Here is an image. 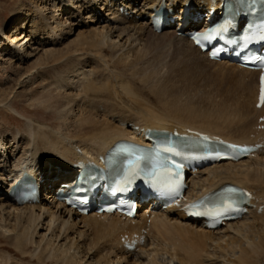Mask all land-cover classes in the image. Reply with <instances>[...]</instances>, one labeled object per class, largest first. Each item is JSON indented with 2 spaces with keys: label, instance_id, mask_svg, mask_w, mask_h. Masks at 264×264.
<instances>
[{
  "label": "bare ground",
  "instance_id": "bare-ground-1",
  "mask_svg": "<svg viewBox=\"0 0 264 264\" xmlns=\"http://www.w3.org/2000/svg\"><path fill=\"white\" fill-rule=\"evenodd\" d=\"M163 1L165 4L162 3ZM186 3H190L195 9L203 5H207L210 9L213 4L211 0H40L32 12H22L20 9L17 20L7 31L3 32L6 27H0V66L6 65L11 68L16 57L17 63L22 64L31 57L35 58V61L33 60L35 65L33 64L34 66L29 69L17 65L16 69L21 68L23 72L13 88L6 92L0 90V111H6L24 119L22 128L14 129L4 127L5 123L0 119V235L6 236L9 244L14 245L21 253H28L30 261H36L35 264H47V262L53 264H159L160 254H167L171 260L176 257V252L173 253L172 248L168 247L169 241V244L172 243L173 246L174 242L171 238L175 233H180L179 235L188 233L200 245L212 242L214 246L223 250L222 254L226 260L229 256H233L228 260V264L264 261V228L259 229L256 225L259 221L264 227V148L242 160L218 162L198 169L195 174L190 175L189 187L185 192L188 200L197 199L225 184L247 188L253 194L248 204L256 206L255 208H250L249 212L240 219L228 221L215 229H206L202 221L188 218L181 208L176 207L154 209L151 212L152 215L147 216L150 210L145 206L137 217L131 220H122L117 215L101 216L93 213L79 215L73 209L56 202L53 192L47 187L69 182L68 177L72 174L73 165L78 160L88 158L97 160L99 155H104L117 141L142 142V135L147 129L177 128L181 133L189 129L197 130L240 143H252L264 139V127L258 129V120L264 116V104L259 109L255 107L258 94V71L243 69L227 61L210 60L207 53L201 52L183 33L178 35L175 28V30L166 28L160 32L152 29L150 18L155 7L164 5L167 8L176 9L179 5V12L182 13ZM220 3V0H216L213 4L216 10L219 9ZM119 6L127 9L126 16L119 12ZM82 25H85V30H80ZM67 37L71 38L66 40ZM43 43L50 46L40 47ZM158 51L170 55L173 64L179 63L183 67L182 71H179L184 79L190 70L199 71L212 67L219 69L218 73L221 75L219 80L233 81L242 92L243 98L238 104V110L233 111L227 103L216 97L196 95L191 93L193 90H187V86L175 84V77L179 73L176 74L173 82H171L172 79L171 83L169 81L164 83V78L162 84L158 83L164 77L162 75H158V78H155V75L144 76L143 68L153 62L155 59L153 53ZM68 56L77 58L83 63L88 60L92 62V59L97 60L100 62L98 67L101 65L102 68L105 65L104 60L108 57L117 63L116 66L119 64L126 71L134 72L138 69L146 78L140 77L142 79L140 83L145 84V88L150 90L159 108L151 110L145 104V107L140 108L146 116L144 118L139 116L135 118L130 116L131 114L120 111L125 115L114 114L109 102L86 97L85 91L95 90L89 79L93 71L90 64H81L71 67L68 74L64 75V79L63 75L60 78L63 80L60 87L65 91L60 95H63L61 98L65 99V104L61 105V102L56 110L60 122L71 126L74 133L68 131L61 133L40 122L36 123L33 119L22 118L12 104L13 99L19 96L17 89L34 82V75L45 72L49 64L60 63ZM106 67L108 66L105 65ZM64 72L63 74L66 73ZM124 84L131 87V84L127 82L121 85L117 83V92L121 93L127 101L138 103L140 94ZM195 87L197 89V86ZM48 88H44L43 91L50 93ZM69 88L72 92L68 90ZM249 97H251L252 106L247 110ZM75 101L78 102L75 104ZM43 102L42 100L40 104ZM70 105L76 109L75 113L73 109L70 111L71 107L68 108ZM96 109L101 113H96ZM111 120L117 121V124ZM262 124L264 125V122ZM133 126H137L139 130L134 131ZM26 169L38 179L44 180V184L41 185L44 192L35 203L17 205L10 198L8 191L13 178L18 177ZM148 205L150 207L152 204ZM151 207L158 206L153 204ZM259 207L261 209H258ZM101 221L109 222V227L105 225L108 231L112 232L115 229L110 238L111 245L105 238L109 237L106 235L109 232L104 233L105 227H101L104 232H101V229L96 230V233L99 231L97 238H103L108 247L113 248L112 251L118 252L110 263V260L93 263V257L89 259L90 252L84 247L85 230L89 224H95L99 229L97 225L102 223ZM76 228H83V230L74 231ZM40 229H43L44 233H39ZM251 231L256 233L255 236L258 238L256 242L247 239V233ZM69 232L73 235L68 236ZM136 233L144 235V243L139 244L135 251L127 250L121 238L126 235L132 237ZM56 241L62 242L56 243ZM28 249L30 250L27 251ZM139 251L140 253L137 254ZM106 253L104 255L108 256ZM102 257L104 256L101 255L100 258ZM205 258L207 260V257ZM11 262V256L0 257V264H21L22 261Z\"/></svg>",
  "mask_w": 264,
  "mask_h": 264
},
{
  "label": "rangeland",
  "instance_id": "rangeland-1",
  "mask_svg": "<svg viewBox=\"0 0 264 264\" xmlns=\"http://www.w3.org/2000/svg\"><path fill=\"white\" fill-rule=\"evenodd\" d=\"M38 2H40V0H0V27L1 28L3 26H4V28L6 27V29H4L3 32L7 31L8 28L11 27L15 23V21L17 20V14L20 12V9L22 12H32V10L34 9V6ZM86 26H87V24H86ZM1 28H0V30H1ZM80 30H85V25L80 26ZM70 38L71 37H67L66 40H69ZM46 46L47 45H44V43H43V45H40V47H46ZM49 46L50 45H48L47 47H49ZM157 55H158V58H157ZM153 56L155 58L153 60V62H151V64H148L147 66H145L143 68L142 72L145 73V74L143 73L144 76L149 77V76L155 75V78L156 77L158 78V75L164 76L163 78H161V81H160L161 83L158 82L159 84H162L164 78H165L164 83H166L168 81L170 82L172 79L173 80L171 82H173L176 78L174 83L181 85V86L184 85L185 87L187 86V88H186L187 90L188 89H189V91L193 90V91H191V93H194V94L196 93V95H200V96L208 95L211 97H216L217 99L223 100L225 103H227V106L230 109H232L233 111L238 110V104L240 101H242V98H243L242 92L239 89L238 85L235 84L233 81L219 80V79H221L220 78L221 75H219V73H218V72H220L219 69H217V68L215 69L212 67L210 69H204V70L202 69L199 71L198 70H190L187 75L185 74L186 78L184 79L180 75V71H179V70L182 71L183 67L179 63L173 64L171 58L169 57L170 55H167V54L165 55V53H161L158 51L156 53H153ZM72 58H70L68 56L67 59H64L60 63L55 62L53 64H49V66L46 68V71H45V69H42L46 73L45 72L40 73L39 74L40 76L34 75V80H35L34 82L32 81V83H30L29 85H25V87L23 86V87L17 89V91L19 92V96H17L15 99H13L12 104L18 110V112L22 116V118L27 117V118L33 119L34 122H36V123L40 122L41 124H44L46 126L51 127L52 130L55 129L56 131L61 132V133H64L66 131H68L70 133H74V130L72 129L71 126H68V125L60 122V120L58 119V114H57L56 110L59 107V105L61 104V102H62L61 105L65 104V99L61 98V96H63V95H60L62 93H65V91H63V88L60 87L63 83V80L60 78L63 75L62 78L64 79V77H65L64 75L68 74L71 67H73V66L75 67V66L81 65V64H83V65H86V64L89 65L90 64L92 67L91 70L93 71V72H91L92 74L89 77V79L91 80V84L95 87V90L92 92L91 91H85L86 97L94 99L96 101L101 100L102 102H106V103L109 102V104L111 105L110 106L111 111L114 114L125 115L123 113H127V114H131L130 116H133L135 118H138V116H139V118H144L146 116H144V113H143V111H141L142 109H140V108L145 107V104H147V106L151 110H157L159 108V105L156 103L155 97L152 96L150 90L147 87L145 88V84L140 83V82H142L141 81L142 79H146V78L143 77L142 73L138 69L134 72L126 71L121 65L118 64V66H116L117 63L113 62V60L109 59L108 57L104 60L105 61L104 64L108 66V67H106L107 70H103V69H106L105 65L103 66V68L101 67V65H100V67H98L100 62H98L97 60L94 61L92 59V62H91V60H88V62L83 63L82 61H80L77 58H73V59ZM33 60L35 61V58L33 59V57H31L24 64H22L19 62L17 63V57H16V61L12 62L11 68L6 66V65H5V67L0 66L1 67L0 68V90H3L6 92V91H9L10 88H13L15 86L14 84L16 83L17 79L19 78V76L23 72V70H21V68H19V70L16 69L17 65H19V66L21 65V67L29 69L35 65ZM67 60H69V62H67ZM93 61L95 63H93ZM96 61H97V63H96ZM155 63H156V65H155ZM157 63H159V64H157ZM95 64L97 67L95 66ZM170 64H171V66H170ZM177 64H178V66H177ZM180 67H182V68H180ZM147 69H149V70L147 71ZM64 70L66 73L64 72ZM66 70H68V71H66ZM152 70H155L154 73H150ZM212 71L215 74L212 73ZM63 72L65 74H63ZM111 72H113V73H111ZM128 73L129 74L131 73V74L129 75ZM178 73H179V75L176 76V74H178ZM170 74H171V76H170ZM110 76H111V78H110ZM210 76H211V78H210ZM107 77H109V78H107ZM140 77H142V79H140ZM115 79H117L116 82L118 84L120 83V85H121V83L123 84V82H125V83L127 82V84L129 83V85L131 84L130 86L132 87L133 91H135V93H137V94H140L139 95L140 99H139L138 103L127 101L126 98H124V96L121 95V93L117 92L116 88H118L117 87L118 85L116 82H114ZM186 79L189 81H187ZM180 81H181V83H180ZM187 82H189L190 84ZM124 85H126V84H124ZM124 85H122V86H124ZM195 86H197V89H195L196 88ZM127 87L131 88L129 86H127ZM44 88L45 89L48 88L50 93L44 92L43 91ZM109 89H111V90H109ZM112 89L115 91H113ZM56 90H58L59 94H58V92H56ZM68 90L72 92L71 88H69ZM139 90H141L140 91L141 93L137 92ZM197 91H199V92H197ZM142 98H144V99L147 98V99L145 101ZM42 100L44 102H43V104H40ZM142 100H144L145 103ZM49 102H50V105H49ZM77 102L78 101H75V104ZM81 104H82V106L86 107L83 103H81ZM129 104L130 105L136 104V105L130 106ZM142 104H144V105H142ZM149 104L151 107L149 106ZM147 106H146V108H147ZM251 106H252L251 105V97H249V99L247 100L246 109L248 110ZM70 107H71L70 111H72V109H73V112L75 113L76 109H74V107L72 105H70L68 108H70ZM136 109H139V110H136ZM119 111L123 112V113H120ZM95 112L101 113L97 109ZM139 114L142 116H140ZM136 115H137V117H136ZM105 118L108 119L109 117H105ZM0 119H1V121H3L6 124V125L3 124L4 127L7 126L6 128L9 127L10 129H14L15 127L22 128V126H23V120L24 119H21L20 117H18L16 115L9 114L6 111H0ZM114 121L115 120H113L112 122H114ZM116 122L117 121H115L114 123L117 124ZM60 123H61V125H60ZM101 222H102V223H100L101 225L100 224L97 225L99 229H97L95 224H92V225L89 224V227L88 228L86 227L87 229L84 232L85 238L83 237V242H86L84 247H85L86 251L88 250V252H90L89 253L90 255H88L90 257L89 259L91 260V258L93 257L92 258L93 263H95V262L100 263L101 261L105 262L106 260H108V261L110 260L109 261V263H110L111 260H114V256H116L118 252L115 250L112 251L113 248H110L111 246L108 247V244L103 241L104 240L103 238H101V239H99V237L97 238V233L100 231L101 227L104 228L106 224H107L106 226L109 227V222H107V221H101ZM256 225H257V228L259 226V229L264 228V227H262L263 225H261V223H259V221L256 222ZM93 227H94V230H93ZM103 228L101 229V232L103 231ZM88 229H89V231H88ZM78 230H83V228L82 229L81 228L74 229V231H78ZM91 230H92V232H91ZM96 230H99V231L96 233ZM106 230H107V232H106ZM114 230L115 229H113V231L111 232L110 230L108 231L107 227H105V229H104L105 232L103 231L105 234L109 232L108 234H106L109 237H105L107 239V241H109L108 242L109 245H111V242H110L111 239L110 238H111V235L114 232ZM94 231L96 234L94 233ZM38 232L44 233V230L40 229V230H38ZM86 232H88V233L86 234ZM88 234H90V235H88ZM179 234L180 233H175L172 236L171 241L174 242L173 246H172V243H171V245L169 244L170 241L168 243V247L172 248V250H173L172 252L173 253L176 252V257L171 260V258L167 254H164V255L160 254L158 257V263L159 264H224V263L228 264L229 263L228 260L232 259L231 257H233V256H231V257L229 256L228 257L229 259L226 260V258L222 254L223 250H220L221 248H217L216 245L214 246L212 244V242H206L205 245H200L199 243H197V241H195V238L192 235H189L188 233H186L188 235L183 234V233H182L183 235L182 234L179 235ZM255 234L256 233H253L252 231L247 233V237H248L247 239L249 241H255L256 242L258 240V238H256ZM67 235L72 236L73 234L69 232ZM92 235L95 236V238ZM7 240L8 239L6 238V236L0 235V257L11 256L12 262L22 261V262H20L21 264H35L36 263V261H34V260L30 261V257H29L28 253H21L20 250H18L14 245L9 244V242ZM58 242H62V241H58ZM58 242L56 241V243H58ZM105 243H106V245H105ZM242 243H244V241ZM103 244H104V246H103ZM182 246H184V248ZM243 246L244 245H242V247ZM100 248H102V249H100ZM29 250L30 249H28L27 251H29ZM104 252L105 253L107 252L106 254H108V256L107 255L105 256ZM139 253H140V251L137 254H139ZM210 254H211V256H209ZM101 255L104 257L100 258ZM118 255H120V253ZM182 255H184V256H182ZM263 255H264V253H263ZM222 256H223V258H222ZM107 257L112 258V259H109ZM205 257H207V260ZM103 258H105V259H103ZM177 258L178 259L180 258V259L178 260ZM20 259H22V260H20ZM222 259H224L225 261ZM50 263H52V262H49V263L47 262V264H50ZM251 263L252 264H264V261L263 262L251 261L250 263L244 262V264H251Z\"/></svg>",
  "mask_w": 264,
  "mask_h": 264
},
{
  "label": "snow or ice",
  "instance_id": "snow-or-ice-1",
  "mask_svg": "<svg viewBox=\"0 0 264 264\" xmlns=\"http://www.w3.org/2000/svg\"><path fill=\"white\" fill-rule=\"evenodd\" d=\"M262 80H264V78H262ZM260 99H261V103L264 104V88H262L261 98ZM230 147L235 148L236 146L235 145H232ZM245 150H247V149H245ZM137 159H139V158H137ZM129 163L131 164V161Z\"/></svg>",
  "mask_w": 264,
  "mask_h": 264
}]
</instances>
